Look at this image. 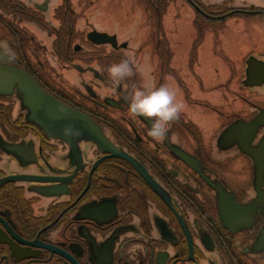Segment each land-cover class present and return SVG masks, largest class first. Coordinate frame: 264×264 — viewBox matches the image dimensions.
Instances as JSON below:
<instances>
[{"label": "flooded vegetation", "instance_id": "obj_1", "mask_svg": "<svg viewBox=\"0 0 264 264\" xmlns=\"http://www.w3.org/2000/svg\"><path fill=\"white\" fill-rule=\"evenodd\" d=\"M249 12L264 0H0V65L58 103L0 89V264H264V38H211ZM160 85L183 108L153 139L124 97Z\"/></svg>", "mask_w": 264, "mask_h": 264}, {"label": "clouds", "instance_id": "obj_2", "mask_svg": "<svg viewBox=\"0 0 264 264\" xmlns=\"http://www.w3.org/2000/svg\"><path fill=\"white\" fill-rule=\"evenodd\" d=\"M135 67L132 57L127 56L107 67V78L113 87H118L122 81L135 75ZM124 99L130 116L150 121L147 135L153 139H163L167 135L170 124L179 118L183 108L175 91L167 85L134 86ZM62 131L65 135L75 133L71 127Z\"/></svg>", "mask_w": 264, "mask_h": 264}, {"label": "water", "instance_id": "obj_3", "mask_svg": "<svg viewBox=\"0 0 264 264\" xmlns=\"http://www.w3.org/2000/svg\"><path fill=\"white\" fill-rule=\"evenodd\" d=\"M18 86L20 89L26 93L33 91L34 96V105L38 107H47L58 104L52 97L39 87V84L23 69H17L14 67H6L0 65V89L5 91H10L13 87ZM38 94V95H37ZM30 98L26 97V100ZM67 116H75L78 118V122H81L83 125V131L87 132L88 128L85 126H91L88 119L85 115L72 109H66ZM93 131V128L90 129V132Z\"/></svg>", "mask_w": 264, "mask_h": 264}, {"label": "rangeland", "instance_id": "obj_4", "mask_svg": "<svg viewBox=\"0 0 264 264\" xmlns=\"http://www.w3.org/2000/svg\"><path fill=\"white\" fill-rule=\"evenodd\" d=\"M213 25L211 38H264V14H234L228 17L227 23ZM170 28H173L171 23L167 30ZM167 33L169 38L178 37L174 36L173 31Z\"/></svg>", "mask_w": 264, "mask_h": 264}]
</instances>
